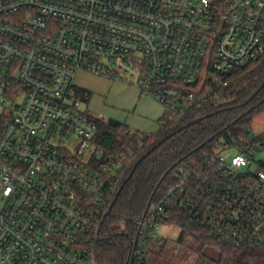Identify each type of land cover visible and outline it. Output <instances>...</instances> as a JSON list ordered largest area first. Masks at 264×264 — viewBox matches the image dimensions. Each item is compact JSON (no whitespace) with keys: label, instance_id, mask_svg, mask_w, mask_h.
I'll return each instance as SVG.
<instances>
[{"label":"built area","instance_id":"1","mask_svg":"<svg viewBox=\"0 0 264 264\" xmlns=\"http://www.w3.org/2000/svg\"><path fill=\"white\" fill-rule=\"evenodd\" d=\"M263 58L264 0H0V264H96L127 157L97 145L79 73L130 81L164 108L165 128L220 104L233 72ZM253 141L222 139L182 168L137 221L129 264L180 218L264 250V162L252 158L264 145Z\"/></svg>","mask_w":264,"mask_h":264},{"label":"trees","instance_id":"2","mask_svg":"<svg viewBox=\"0 0 264 264\" xmlns=\"http://www.w3.org/2000/svg\"><path fill=\"white\" fill-rule=\"evenodd\" d=\"M81 96L89 102L92 94L81 90ZM219 101L220 104L209 102L191 108L182 120L169 122L149 140L137 131L131 134V128L121 122L97 121V145L109 155H126L127 163L112 213L101 230L96 264L131 262L139 231L137 221L144 216L154 191L157 189L151 205L175 184L182 168L200 162L222 139L240 145L243 140L247 144L253 141L248 130L254 117L264 113V58L236 72ZM255 140V143L264 141V134ZM178 227L183 231L182 238L191 236L215 246L219 252L218 264H264V250L236 248L213 239L192 228L185 218H180ZM161 241L164 240L147 245L138 264H148L149 254Z\"/></svg>","mask_w":264,"mask_h":264},{"label":"rangeland","instance_id":"3","mask_svg":"<svg viewBox=\"0 0 264 264\" xmlns=\"http://www.w3.org/2000/svg\"><path fill=\"white\" fill-rule=\"evenodd\" d=\"M76 85L92 94L90 101L83 105L88 115L105 121H119L143 136L160 133L164 108L153 98L142 96L130 81L114 82L89 73H79ZM248 131L252 140L264 134V113L254 117ZM252 152L255 162H264V146L256 143ZM236 153L232 151V154ZM86 158L82 156L80 159ZM4 204L5 200L0 195V207ZM182 232L178 226H165L160 233L162 238H159H164V244L157 245L155 251L149 254L148 264H218L219 252L215 246L203 244L191 236L182 238Z\"/></svg>","mask_w":264,"mask_h":264},{"label":"water","instance_id":"4","mask_svg":"<svg viewBox=\"0 0 264 264\" xmlns=\"http://www.w3.org/2000/svg\"><path fill=\"white\" fill-rule=\"evenodd\" d=\"M200 121V120H199ZM130 178H131V176H130ZM121 192V191H120ZM156 192H157V189L154 191V193L152 194V197H151V200H150V202H149V204H148V206H147V210H146V212H145V214L144 215H146V213H147V211L149 210V208L151 207V204H152V201H153V198L155 197V195H156ZM112 208H113V205H112V207H111V209H110V212L112 211ZM139 233L137 234V237H136V240H135V243H134V249H133V256H134V253H135V249H136V245H137V242H138V239H139ZM133 258V257H132Z\"/></svg>","mask_w":264,"mask_h":264},{"label":"crops","instance_id":"5","mask_svg":"<svg viewBox=\"0 0 264 264\" xmlns=\"http://www.w3.org/2000/svg\"><path fill=\"white\" fill-rule=\"evenodd\" d=\"M116 121V120H115ZM117 122H119V121H117ZM148 136H152V135H148Z\"/></svg>","mask_w":264,"mask_h":264}]
</instances>
